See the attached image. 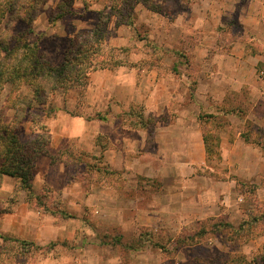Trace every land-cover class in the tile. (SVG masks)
<instances>
[{
  "label": "clouds",
  "instance_id": "1",
  "mask_svg": "<svg viewBox=\"0 0 264 264\" xmlns=\"http://www.w3.org/2000/svg\"><path fill=\"white\" fill-rule=\"evenodd\" d=\"M0 264H264V0H0Z\"/></svg>",
  "mask_w": 264,
  "mask_h": 264
}]
</instances>
